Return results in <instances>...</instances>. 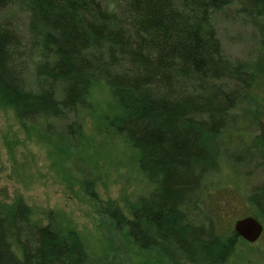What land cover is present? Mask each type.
Returning a JSON list of instances; mask_svg holds the SVG:
<instances>
[{"label": "trees", "instance_id": "1", "mask_svg": "<svg viewBox=\"0 0 264 264\" xmlns=\"http://www.w3.org/2000/svg\"><path fill=\"white\" fill-rule=\"evenodd\" d=\"M226 9L264 32V0H0V103L22 123L75 136L77 109L103 80L118 109L108 126L135 149L149 184L130 217L112 202L103 213L125 246L174 264H223L234 249L237 234L218 233L230 213L209 211L206 199L223 152L264 219V109L253 133L223 142L258 76L222 50L213 17ZM69 113L60 129L52 123ZM29 215L23 201L0 211V264L96 263L76 231Z\"/></svg>", "mask_w": 264, "mask_h": 264}, {"label": "rangeland", "instance_id": "2", "mask_svg": "<svg viewBox=\"0 0 264 264\" xmlns=\"http://www.w3.org/2000/svg\"><path fill=\"white\" fill-rule=\"evenodd\" d=\"M213 18L225 55L258 72L250 96L231 111L234 119L223 140L231 143L235 132L249 136L256 130L264 109V32L233 9ZM89 89L87 105L77 109L81 124L75 136L52 134L40 122L22 123L14 110L0 103V211L23 201L32 222L76 231L95 264H174L163 251L125 246L103 213L102 207L112 202L130 217V205L147 193L149 184L135 149L108 126L107 119L118 110L110 88L98 80ZM74 116L69 113L67 119L52 123H67ZM225 153L218 168L206 175L209 211L217 212L220 205L231 215L218 220V233L225 238L233 230L235 215L255 217L263 230L255 242L237 236L223 264H264V219L244 198L243 175Z\"/></svg>", "mask_w": 264, "mask_h": 264}, {"label": "water", "instance_id": "3", "mask_svg": "<svg viewBox=\"0 0 264 264\" xmlns=\"http://www.w3.org/2000/svg\"><path fill=\"white\" fill-rule=\"evenodd\" d=\"M263 225L253 216L246 215L235 219L233 231L246 242H255L261 236Z\"/></svg>", "mask_w": 264, "mask_h": 264}]
</instances>
